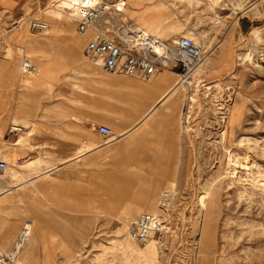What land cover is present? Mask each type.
<instances>
[{
  "label": "crops",
  "instance_id": "0c3cea01",
  "mask_svg": "<svg viewBox=\"0 0 264 264\" xmlns=\"http://www.w3.org/2000/svg\"><path fill=\"white\" fill-rule=\"evenodd\" d=\"M35 2L0 0V249L30 220L27 262L70 264L103 211L147 208L150 195L180 177V75L106 71L68 33L54 42L14 25ZM25 59L37 71H26ZM12 124L23 130L8 133Z\"/></svg>",
  "mask_w": 264,
  "mask_h": 264
},
{
  "label": "rangeland",
  "instance_id": "374dc122",
  "mask_svg": "<svg viewBox=\"0 0 264 264\" xmlns=\"http://www.w3.org/2000/svg\"><path fill=\"white\" fill-rule=\"evenodd\" d=\"M35 1L21 15L27 30L34 16L49 24L31 31L39 37H80L67 13L50 14L59 0ZM121 18L166 40L188 36L205 52L176 89L184 168L147 208L103 211L70 264H264V0H126ZM56 24L65 27L54 31ZM87 40L78 42L84 48ZM142 212L160 222L147 243L126 231ZM152 243L154 252L143 253ZM24 255L21 264H29Z\"/></svg>",
  "mask_w": 264,
  "mask_h": 264
},
{
  "label": "built area",
  "instance_id": "2783aa9c",
  "mask_svg": "<svg viewBox=\"0 0 264 264\" xmlns=\"http://www.w3.org/2000/svg\"><path fill=\"white\" fill-rule=\"evenodd\" d=\"M68 13L76 23V33L88 36L85 53L100 62L106 71L126 73L143 80L150 79L159 70L177 68L178 84L190 77L202 64L205 52L200 44L188 36H179L166 40L150 33L145 28L129 24L121 17L126 0H67ZM27 22L32 31H45L48 22L34 16H28ZM22 21L14 23L20 24ZM23 68L35 72L37 67L25 59ZM99 131L112 136L108 126H99ZM23 130L20 124H12L8 133ZM7 169V162L0 160V175ZM159 217L151 212H142L127 225L130 237L139 243H146L151 233L160 229ZM32 232V222L23 223L21 231L9 249H0V264H21L20 254Z\"/></svg>",
  "mask_w": 264,
  "mask_h": 264
},
{
  "label": "bare ground",
  "instance_id": "6f19581e",
  "mask_svg": "<svg viewBox=\"0 0 264 264\" xmlns=\"http://www.w3.org/2000/svg\"><path fill=\"white\" fill-rule=\"evenodd\" d=\"M66 1V2H65ZM218 0H213V2H217ZM209 3V2H208ZM70 7V4H69V2L67 1V0H59V2L57 3V4H55V6H54V10L53 11H51L50 12V14L51 15H54V16H57L58 15V13L61 11V13L62 14H68L69 12H70V10H68V8ZM59 12H58V11ZM68 16H69V14H68ZM58 17V16H57ZM158 22V20H154V19H145V21H143V23H145V24H148V25H153V24H156ZM62 27L64 28L65 26L64 25H59V24H56V26H53V30L54 31H58L59 29H62ZM88 37V36H87ZM86 39V37H84V36H80V37H77V36H75V35H73V36H71V42L72 41H74V42H78V41H81V40H84V39ZM79 43V42H78ZM163 71V70H162ZM211 202H212V204H213V206H215L214 205V203L216 202V198H215V196L214 197H212V199H211ZM212 206V207H213ZM208 208H209V206H208ZM207 224L208 223H206V226H207ZM205 226V229H204V232L202 233V236H201V239H200V241H202V251L205 253V252H207V233H208V229H207V227ZM34 230H35V227H33L32 226V234L34 233ZM152 234V233H151ZM34 235V234H33ZM151 236V235H150ZM32 237V236H31ZM34 238V237H33ZM151 238V237H150ZM35 240V239H34ZM149 240V239H148ZM148 240H147V242H148ZM36 241V240H35ZM146 242V243H147ZM26 246H27V244H26ZM35 246V245H34ZM33 246V247H34ZM28 247V246H27ZM156 247V245H155V243H152V244H150V245H148V247L143 251V253H152V252H154V248ZM29 250V249H28ZM32 250V249H31ZM30 252V251H29ZM33 252V251H32ZM27 253L28 252H26L25 253V256L27 255ZM32 257V256H31ZM30 257V258H31ZM24 260H25V258H24ZM25 262H26V260H25Z\"/></svg>",
  "mask_w": 264,
  "mask_h": 264
}]
</instances>
